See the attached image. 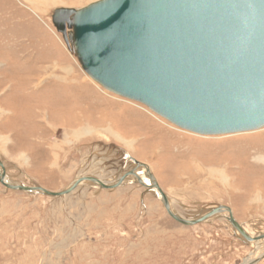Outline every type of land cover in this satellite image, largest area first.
Here are the masks:
<instances>
[{
	"label": "rangeland",
	"instance_id": "1",
	"mask_svg": "<svg viewBox=\"0 0 264 264\" xmlns=\"http://www.w3.org/2000/svg\"><path fill=\"white\" fill-rule=\"evenodd\" d=\"M96 1L0 0V160L10 181L52 192L81 177L115 182L135 167L131 156L149 165L181 216L227 206L248 233H264V128L197 136L93 82L52 15ZM255 252L225 218L176 222L134 180L62 198L0 183V264H244ZM258 252L257 260L264 245Z\"/></svg>",
	"mask_w": 264,
	"mask_h": 264
},
{
	"label": "water",
	"instance_id": "2",
	"mask_svg": "<svg viewBox=\"0 0 264 264\" xmlns=\"http://www.w3.org/2000/svg\"><path fill=\"white\" fill-rule=\"evenodd\" d=\"M52 23L93 82L181 130L221 136L264 128V0H98L57 8ZM129 159L135 167L115 182L81 177L60 192L10 181L0 160V183L62 198L85 182L111 190L134 180L184 226L225 218L244 243L264 239L248 233L227 206L197 219L181 216L149 165Z\"/></svg>",
	"mask_w": 264,
	"mask_h": 264
},
{
	"label": "bare ground",
	"instance_id": "3",
	"mask_svg": "<svg viewBox=\"0 0 264 264\" xmlns=\"http://www.w3.org/2000/svg\"><path fill=\"white\" fill-rule=\"evenodd\" d=\"M96 1V0H95ZM58 8V7H57ZM78 63V62H77ZM124 99V98H123ZM113 129V128H112ZM84 130V129H83ZM96 130V129H95ZM114 130V129H113ZM112 130V131H113ZM85 131V130H84ZM97 131V130H96ZM109 131V130H108ZM82 132V131H81ZM252 132V131H251ZM83 133V132H82ZM88 133V132H87ZM108 133V132H107ZM243 133H248V132H243ZM97 134V133H96ZM109 134V133H108ZM111 134H114L113 132L112 133H110V135ZM237 134H241V133H237ZM86 135V134H85ZM90 135V134H89ZM194 135H197V136H203V135H198V134H194ZM69 137V136H68ZM121 140V139H120ZM121 141H123V140H121ZM128 143V142H127ZM127 143H125L126 145H127V147H128V144ZM130 144V143H129ZM132 147V146H131ZM129 149H130V147H128ZM264 151V150H263ZM259 155H262V157L264 156V154H262V152H261V154H259ZM262 162H264V160L262 161ZM143 163V162H142ZM264 164V163H263ZM198 170H199V167H198ZM208 171V170H207ZM212 171V170H211ZM217 174L219 177H221L222 178V181L223 182H227V180H228V173L225 171V170H223V169H220V168H216V169H214L213 171H212V174ZM221 178H220V180H221ZM130 182V181H129ZM148 182V181H147ZM128 183V182H127ZM86 184H90L91 185V183L90 182H85L84 183V185H86ZM225 184V183H224ZM171 202H172V200H171ZM173 203V202H172ZM173 208L175 209V207L173 206ZM175 211H176V209H175ZM177 212V211H176ZM250 233V232H249ZM253 235V234H252ZM236 237L239 239L240 237H241V235L239 234V233H237L236 232ZM264 239H261V240H259V241H256V242H253V243H251V245H253L254 247H255V249H256V252L255 253H252V255H250V257H248V259L246 260V263H244V264H250V263H252V264H255V262H256V260H257V257H259L260 255H259V252H258V250L259 249H261V248H263V245H264V241H263Z\"/></svg>",
	"mask_w": 264,
	"mask_h": 264
}]
</instances>
